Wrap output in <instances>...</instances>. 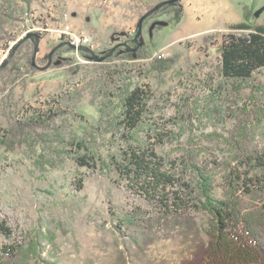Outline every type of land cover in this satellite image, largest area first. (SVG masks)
I'll return each instance as SVG.
<instances>
[{"label": "rangeland", "instance_id": "rangeland-1", "mask_svg": "<svg viewBox=\"0 0 264 264\" xmlns=\"http://www.w3.org/2000/svg\"><path fill=\"white\" fill-rule=\"evenodd\" d=\"M47 1L32 0L41 10L46 9ZM160 1L137 0V3L143 13ZM231 1L244 22L251 26L264 25V0ZM186 2L180 0L181 12L174 15L171 23H168L169 15H159L142 29L140 39L146 51L145 58H117L97 62V65L89 60L78 64L73 52L56 56L59 59L74 58L70 64L55 66V58H51L49 67L42 70L48 63L49 52L59 42L40 40L34 57L38 70L27 73L22 60L0 78V134L25 110L46 108L52 99L58 100V108L61 105L63 110L82 116L75 124L78 130L91 126L98 112L88 102L87 94L73 108L69 101L59 96L81 90L104 67L122 71L150 92L148 119L136 139L143 138L149 125L163 128L169 139L163 149L158 147L159 152L171 150L190 134L223 132L232 123L233 109L247 97L253 96L264 104V71H256L250 80L242 82L238 92L234 91L231 82L222 83L219 76L217 48L222 36L245 32L222 28L216 19L203 15L198 9L201 6L196 9L191 6V17L197 21L203 19L204 31L189 35L188 22H184ZM5 13L11 17L5 16L6 22L0 28V64L9 59L13 44L28 30L34 11L31 5L15 0L6 7ZM38 19L45 22L42 15H38ZM112 45L111 41L98 45L96 52L107 51ZM156 59L167 61L165 71L160 73L151 68ZM17 68L21 75L15 82H10ZM106 140H98L96 145L103 158L115 153L118 146ZM34 158L30 154L12 155L0 148V223L11 232L9 237L0 235V248L37 241L43 251L39 264H123L122 240L115 226L132 212L144 220L155 218L156 210L130 191L113 169L104 164L93 172L77 169L68 160L60 161L55 169L46 165L42 169ZM79 180H82L81 189H78ZM215 183V196L220 197L223 192L220 176ZM189 214L202 232L200 238L206 241L203 229L207 226V214L198 211ZM125 232L138 242L146 237L141 226H131ZM148 236L154 237L153 242L144 250L145 259L139 261L140 264H182L194 249L192 236H184L179 229L165 225L156 226Z\"/></svg>", "mask_w": 264, "mask_h": 264}, {"label": "trees", "instance_id": "trees-1", "mask_svg": "<svg viewBox=\"0 0 264 264\" xmlns=\"http://www.w3.org/2000/svg\"><path fill=\"white\" fill-rule=\"evenodd\" d=\"M21 1L28 6L32 2ZM14 2L0 0V28L6 22L5 16L11 17L5 13L6 7ZM177 12H181L180 1L165 4L143 21L142 29L159 15H169L168 23H171ZM230 30L245 34L222 36L217 48L218 71L222 83L231 82L238 92L242 82L250 80L256 71H264V25L242 23ZM136 32L137 28L132 34L114 31L110 38L113 45L107 51L94 53L101 57L113 46L125 43L128 49L119 46L103 62L145 58L142 44L135 52L129 50L135 47ZM73 52L68 43L59 47L52 55L55 66L70 64L74 58L56 56ZM33 54L34 42L25 40L0 72V78L22 60L27 73L38 70L33 65ZM79 54L98 64L87 52ZM151 68L161 73L167 69V61L153 60ZM19 71L17 68L12 73L10 82L20 77ZM73 91L65 92L60 99L69 101L73 108L87 94L88 102L97 108L95 123L78 130L75 124L82 116L63 110L61 105L58 108V100L52 99L46 108L25 110L21 117L10 121L0 134V148L12 155L30 154L42 169L45 165L55 169L60 161L66 160L88 172L102 164L111 167L130 191L158 213L155 218L144 220L132 212L115 226L122 240L123 264H140L145 259L144 250L154 238L148 233H153L158 225L192 236L194 249L182 264H264V104L253 96L247 97L233 109L232 123L223 132L190 134L171 150L159 152L158 147L163 149L169 139L163 128L149 125L143 138L136 139L145 128L151 97L130 76L104 67L81 90ZM106 138L108 143L118 146L115 153L103 158L96 145L98 140ZM218 176L222 179L220 197L215 196ZM81 187L82 180H79L78 189ZM191 211L207 214V226L203 229L206 241L200 238L202 232L190 216ZM131 226H141L146 231L141 242L125 234ZM10 234L9 228L0 223V235L9 237ZM42 253L37 241L3 246L0 264H39Z\"/></svg>", "mask_w": 264, "mask_h": 264}, {"label": "crops", "instance_id": "crops-1", "mask_svg": "<svg viewBox=\"0 0 264 264\" xmlns=\"http://www.w3.org/2000/svg\"><path fill=\"white\" fill-rule=\"evenodd\" d=\"M54 1L48 0L45 10L39 9L32 2L31 10L37 16L42 15L45 22L50 25H58L66 15L68 24L73 29L90 36L96 46H102L110 41L114 31L128 34L134 32L139 16L142 14L137 0ZM186 3L188 8L184 7V22H188L189 35L201 34L204 31L203 19L197 21L191 17V6L194 9L201 6L198 9L202 10L203 15L209 17L208 19H216L217 24L222 28L230 29L234 25L246 23L237 6L231 0H202V2L187 0ZM207 21V25H210ZM42 39L45 38L41 37Z\"/></svg>", "mask_w": 264, "mask_h": 264}, {"label": "built area", "instance_id": "built-area-1", "mask_svg": "<svg viewBox=\"0 0 264 264\" xmlns=\"http://www.w3.org/2000/svg\"><path fill=\"white\" fill-rule=\"evenodd\" d=\"M67 16H63V21L58 25H50L46 22L42 23L38 19V16L32 13L30 15V25L27 31L23 35L33 32L44 37L47 41L52 42H66L70 45L78 47H86L93 52L97 50L96 44L93 42L90 36L85 35L84 33L73 29L68 22L66 21ZM80 51L74 50L75 61L78 64L88 63L89 60L83 58L80 54Z\"/></svg>", "mask_w": 264, "mask_h": 264}, {"label": "water", "instance_id": "water-1", "mask_svg": "<svg viewBox=\"0 0 264 264\" xmlns=\"http://www.w3.org/2000/svg\"><path fill=\"white\" fill-rule=\"evenodd\" d=\"M177 1H180V0H166V1H162V2H159L157 3L156 5H154L151 9L147 10L146 12H144V14L139 18L138 20V23H137V32L134 36V43H135V47L133 49H129L131 50L132 52H135L141 45V42L139 41V37L141 36L142 34V24H143V21L149 17L151 14H153L154 12H156L157 10H159L162 6H164L165 4H172V3H175ZM25 40H31L34 42V54H33V65H35V62H34V57L35 55L37 54L38 52V45H39V42L41 40V37L39 34L37 33H33V32H29L25 35H23L21 38H19L18 40H16V42L13 44V47H12V50L10 52V56H9V59L10 57L13 56L14 52L16 51V49L21 45V43H23ZM66 43L65 42H60L59 44H57L56 46L53 47V49L49 52L48 54V63L47 65L42 68V70H46L49 65H50V62H51V58H52V55L53 53L61 46L65 45ZM70 48L73 49V50H78V51H85L87 52L90 56H91V59L95 62H103L104 60H106L108 57H110L112 55V53L119 47V46H122V47H125L128 49L127 45L125 43H120V44H117L115 46H113L111 48V50L104 56H101V57H98L92 50L86 48V47H78L76 48L75 46L73 45H70ZM9 59L7 60H4L1 64H0V72L4 69V67L7 65Z\"/></svg>", "mask_w": 264, "mask_h": 264}]
</instances>
